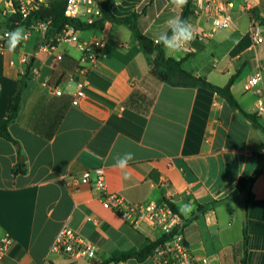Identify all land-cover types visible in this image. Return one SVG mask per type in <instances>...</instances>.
I'll return each instance as SVG.
<instances>
[{
  "label": "crops",
  "instance_id": "0c3cea01",
  "mask_svg": "<svg viewBox=\"0 0 264 264\" xmlns=\"http://www.w3.org/2000/svg\"><path fill=\"white\" fill-rule=\"evenodd\" d=\"M210 1L194 0L198 17L191 24L196 36H211L171 58L219 87L236 76L232 92L242 110L255 115L257 96L245 86L264 65V42L254 45L243 0H216L232 25L212 32L219 14L207 8ZM3 2L1 21L12 17L11 0ZM253 5L264 21V0ZM110 9L119 18L138 13L139 30L154 41L165 21L182 12L169 0H112ZM44 37L33 30L14 53L7 46L0 53V121L10 116L31 67L21 109L9 127L18 144L0 137V236L14 240L0 264H155L150 257L138 259L152 242L148 229L104 209L91 186L72 188L71 176L97 168L105 169L109 191L128 202H171L196 255H216V264H242L247 230V264H264V133L217 93L174 87L152 76L151 60L127 25L106 22L101 30L79 31L81 40L106 41L87 74L76 44L38 51L53 40ZM82 80L89 84L76 106V83ZM129 151L135 154L129 162L132 178L123 180L112 165L118 153ZM20 164L25 172L15 174ZM255 175L246 191L234 193L240 178ZM189 201L196 207L185 217L179 206ZM63 227L91 241L97 257L71 260L52 252ZM126 253L135 255L113 260Z\"/></svg>",
  "mask_w": 264,
  "mask_h": 264
},
{
  "label": "built area",
  "instance_id": "2783aa9c",
  "mask_svg": "<svg viewBox=\"0 0 264 264\" xmlns=\"http://www.w3.org/2000/svg\"><path fill=\"white\" fill-rule=\"evenodd\" d=\"M3 1L0 0V4ZM46 1L48 0H11V13L15 28L18 26L24 27L27 38L33 30H40L45 33L48 30L49 24L44 22H35L31 26L23 25L30 18L31 14ZM57 1L66 2L65 15L68 18L79 19L87 24H94L102 14L101 5L103 0ZM227 6L232 9L235 7V4L230 2ZM207 8H215L219 14V16L213 18L212 32L229 28L232 25L230 14L228 12L223 13L217 6L216 0L208 2ZM242 9L250 17L251 36L254 45L262 44L264 42V26L261 24L259 16L255 14L253 0H243ZM216 21H220V24L218 25ZM9 31L12 30L7 28L0 29V53L6 50L5 33ZM210 36L211 33L198 34L185 48V51H191L196 41H204ZM63 42L76 44L83 53L81 64L84 74H87L89 69L96 64L106 46V41L102 38L81 40L79 30L68 26L61 35L54 37L50 44H43L38 51H52L59 43ZM23 61L28 63L29 58L25 56ZM258 74L260 80L258 83L253 84L252 80ZM88 84L87 80L76 83L77 90L73 101L74 105L77 106L86 97L85 90ZM245 89L248 92H254L256 94L255 115L263 121L264 126V65H259L255 73L249 78ZM56 94L61 95L62 92L57 91ZM70 183L74 189H78L84 185L91 186L95 191L96 199L99 200L104 209L112 211L125 222L139 230L148 229L152 235V242H159L150 255V258L153 259L155 264H216L218 262L216 255H196L193 253L182 234L183 223L172 207L171 202L150 201L141 204L128 202L121 195L109 191L104 168H97L91 171H85L80 175L71 176ZM13 242L14 240L10 235L0 236V260L11 248ZM51 251L64 254L71 260L95 259L97 257L96 246L68 227H63L59 231Z\"/></svg>",
  "mask_w": 264,
  "mask_h": 264
},
{
  "label": "trees",
  "instance_id": "16d2710c",
  "mask_svg": "<svg viewBox=\"0 0 264 264\" xmlns=\"http://www.w3.org/2000/svg\"><path fill=\"white\" fill-rule=\"evenodd\" d=\"M112 0H103L101 8L102 14L101 16L95 21L94 24H87L79 19H71L65 15L66 9V2L65 1H57V0H48L43 5H41L37 10H35L30 18L26 20L23 25L24 26H31V24L35 22H44L49 24V28L45 33L44 42H47L54 37L61 35L68 26H72L79 31H87V30H101L104 28L106 22H113L120 25H127L131 28V30L135 33L137 39L140 42V45L143 51L149 56L151 60V75L160 80L163 83H167L174 87H203L206 88L214 93H217L221 98H223L228 105L243 114L253 123V125L261 130L264 133V127L258 120L256 115H248L246 114L242 108L240 107L237 99L235 98L232 92V85L235 82L236 76H234L229 83L224 87H219L211 82H209L206 78L197 77L191 72L186 71L183 68V60H177L171 57H167L163 46L160 44H156L154 40L149 38L148 36L144 35L137 26V19L139 18L138 13H134L128 17H116L110 9ZM16 4L15 1H13ZM181 17L183 19L188 20L190 23L194 22L198 15H197V8L194 4V0H188L187 5L182 9ZM261 24L264 26V21L261 20ZM7 28L13 30L15 25L13 23V18H8L6 20H0V29ZM31 67L27 69V76L30 73ZM26 77L21 81V86L14 97L13 107L10 113V116L7 119L0 121V137L6 140H9L16 145L18 142L12 137L9 127L12 123L15 122L19 111L21 109V101H22V93L24 88L26 87ZM130 103V100L127 104ZM25 169L21 166L15 170V174L24 173ZM257 175L250 177V178H240L234 190L235 194L241 193L246 191L256 180ZM253 199V195L247 199L249 203ZM174 210L176 208L172 205ZM249 237L248 232L245 230V257L243 259L242 264H247V247H248ZM159 242H151L148 243L143 250L138 252V259L144 260L150 257L153 253V250L157 246ZM135 255V253H126V254H118L113 257L114 261H122L126 260L130 257Z\"/></svg>",
  "mask_w": 264,
  "mask_h": 264
},
{
  "label": "clouds",
  "instance_id": "9594fccd",
  "mask_svg": "<svg viewBox=\"0 0 264 264\" xmlns=\"http://www.w3.org/2000/svg\"><path fill=\"white\" fill-rule=\"evenodd\" d=\"M173 9L182 10L188 3V0H169ZM219 25L220 21H216ZM165 30L160 31L155 39L156 44L163 46L166 55L173 57L181 53L185 48L196 38V30L194 26L180 15H172L165 21ZM6 46L9 53H14L22 41L27 39L25 29L18 26L12 31L6 32ZM238 43V41H234ZM260 80L259 74L252 80L253 84L258 83ZM135 154L133 152H124L117 154L114 157V164L112 167L118 169L123 180H130L132 178V171L129 169V162L133 161ZM194 201L181 203L179 211L185 217L189 216L195 210Z\"/></svg>",
  "mask_w": 264,
  "mask_h": 264
},
{
  "label": "rangeland",
  "instance_id": "374dc122",
  "mask_svg": "<svg viewBox=\"0 0 264 264\" xmlns=\"http://www.w3.org/2000/svg\"><path fill=\"white\" fill-rule=\"evenodd\" d=\"M4 3H5V2H3V3L1 4L0 10H2L3 6H5ZM8 4H9V3H8ZM9 5H10V4H9ZM4 19H6V17H5Z\"/></svg>",
  "mask_w": 264,
  "mask_h": 264
}]
</instances>
